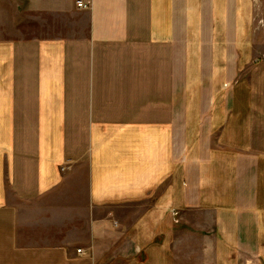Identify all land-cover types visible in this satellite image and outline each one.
I'll list each match as a JSON object with an SVG mask.
<instances>
[{
    "label": "crops",
    "instance_id": "0c3cea01",
    "mask_svg": "<svg viewBox=\"0 0 264 264\" xmlns=\"http://www.w3.org/2000/svg\"><path fill=\"white\" fill-rule=\"evenodd\" d=\"M86 1L0 0V264H264L256 0Z\"/></svg>",
    "mask_w": 264,
    "mask_h": 264
},
{
    "label": "rangeland",
    "instance_id": "374dc122",
    "mask_svg": "<svg viewBox=\"0 0 264 264\" xmlns=\"http://www.w3.org/2000/svg\"><path fill=\"white\" fill-rule=\"evenodd\" d=\"M256 35L255 44L258 51H264V0H256L255 11Z\"/></svg>",
    "mask_w": 264,
    "mask_h": 264
},
{
    "label": "built area",
    "instance_id": "2783aa9c",
    "mask_svg": "<svg viewBox=\"0 0 264 264\" xmlns=\"http://www.w3.org/2000/svg\"><path fill=\"white\" fill-rule=\"evenodd\" d=\"M76 4L79 8L83 9V8H88L90 5V2L86 0H76ZM78 252L81 253L82 249H79Z\"/></svg>",
    "mask_w": 264,
    "mask_h": 264
}]
</instances>
